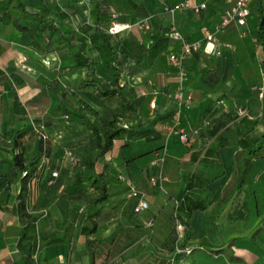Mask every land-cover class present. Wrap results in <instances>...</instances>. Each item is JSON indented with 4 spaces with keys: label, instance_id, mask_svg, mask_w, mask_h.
I'll return each instance as SVG.
<instances>
[{
    "label": "crops",
    "instance_id": "obj_1",
    "mask_svg": "<svg viewBox=\"0 0 264 264\" xmlns=\"http://www.w3.org/2000/svg\"><path fill=\"white\" fill-rule=\"evenodd\" d=\"M176 1L111 0L113 11L123 16V21H116L131 23L114 35L129 37L136 50L148 45L156 28L151 22L160 27L169 26L171 15L165 7ZM202 1L205 6L198 11L175 10L174 24L189 41L203 40L205 33L213 32L220 52L207 51L204 42L185 57L183 91L191 95V101L182 109L178 126L191 132L192 127L206 119L209 126L201 128L188 144L170 130L175 117L170 92L177 77L168 54L179 50V40L166 39L155 56L143 65H134L130 59L125 61L120 79L126 81L134 101V114L128 121L118 119L123 125L128 123L141 131L132 137L124 134L113 140L111 148L96 161V169L105 173L108 193L97 207H84L83 203L66 205L70 194L62 188L69 182L70 174L64 173L71 170L61 153L68 146L80 154L91 133L80 119L100 117L108 107L118 106L120 96L95 95L92 83L85 80L89 77L85 69L71 67L68 59L56 58L54 53L44 58L49 65L42 64L43 56L37 49L23 43L13 26L0 20V186L4 183L2 172L11 168L13 151L20 149L27 155L38 151L32 117L42 116L46 120L45 129L51 137L42 157L44 169L40 176L33 175L27 181L24 210L31 218L29 221L19 217L21 179L12 180L6 189L0 187V264H184L183 259L192 256L193 250L188 254L178 252L176 246L182 242L176 239L175 250L166 252L164 213L174 203V197L186 190L184 175L189 169L202 172L209 181L206 209L195 211L190 217L191 240L200 241L203 237L208 242L204 235L209 233L210 226L224 222L231 226L228 240L250 235L258 242L264 241L254 234L264 231V209H260L258 200L255 209L251 208V200L257 199L256 191L264 192V142L261 144L264 64L255 37L259 19L264 28V0H248L249 13L244 24L231 21L220 29L216 26L230 3L190 0ZM88 7L87 19L91 23L95 7L91 2ZM63 16L59 14L62 21ZM143 18L148 19L149 29L135 25V21ZM70 20L75 22L74 18ZM211 69L222 73V77L209 88L203 77ZM93 74L100 82H110V70L97 59ZM54 88L66 91V103L78 114L70 113L68 119H63L65 103L58 101ZM90 107L97 114H91ZM144 130H151L149 136ZM250 138L258 141L252 143ZM246 140L248 146H243ZM161 152H164L162 167L166 179L164 189H156L146 181V174L151 159ZM203 152V158L198 160ZM54 168L65 175L55 178L59 182L56 187L48 180V173ZM119 173L126 179L118 178ZM127 177L138 184L149 204L138 214L132 211L134 198L127 197ZM150 216L154 218L152 222ZM223 240L221 245L225 246L226 239ZM227 245H234V241ZM204 258L203 255L192 257L190 264L205 263ZM223 259L219 264H248L234 252Z\"/></svg>",
    "mask_w": 264,
    "mask_h": 264
},
{
    "label": "trees",
    "instance_id": "obj_2",
    "mask_svg": "<svg viewBox=\"0 0 264 264\" xmlns=\"http://www.w3.org/2000/svg\"><path fill=\"white\" fill-rule=\"evenodd\" d=\"M111 0H0V20L10 23L21 36V41L25 44L36 48L38 53L43 57L41 63L45 64L44 58L49 54H56V58L68 59L71 67L84 68L89 77L85 78L88 83H92V91L95 95H113L120 96L117 107H108L100 117L87 116L80 119L90 129V136L84 143V150L80 154L74 152L70 147L65 146L62 150L61 158L65 159L70 165V172L64 174L69 175V182L65 184L62 191L69 192V198L66 199V205L79 206L83 203L84 207H97L107 198V184L105 173L103 170L96 169V161L107 152L113 143V140L127 134L128 137L137 135L140 128H133L128 123L122 124L118 117H122L126 121L133 117L134 101L129 96L128 87L125 79H120V75L124 72L121 66L127 60H133L132 64L143 65L150 61L158 52L169 36L170 27H160L151 22V26H155V32L148 45L138 47L136 50L129 37L116 38L114 33L108 31L111 20L123 21L122 15L113 16V9L110 6ZM178 1V0H177ZM176 1V2H177ZM91 2L95 7V15L90 23L87 19L88 3ZM176 2L168 4L173 6ZM134 5V4H133ZM135 8H139L137 4ZM59 9L65 10L69 17L74 18L76 26L69 27L59 18ZM262 12L259 13L261 17ZM255 37L261 46L262 64H264V28L262 21L259 19V26L255 29ZM89 43V45L87 44ZM88 45V47H87ZM176 52V51H175ZM194 54H197L195 52ZM99 60L110 70L109 83L100 82L99 78L94 77L93 67L95 61ZM185 59V58H184ZM182 60V63L184 61ZM183 65V64H182ZM184 68V67H183ZM222 77V73L217 70H208L204 77V83L212 88L218 84ZM96 82V83H95ZM89 83V84H90ZM58 96V101H63L65 107L63 109V119H68L69 114H78L74 107L67 104L65 97L66 91L62 88H54ZM91 114H97L96 110L89 108ZM175 111V105L172 113ZM171 114V112H170ZM32 129L39 140L38 151L27 155L23 150H15L11 153V168L2 172L4 183L0 186L6 189L12 180L21 179V187L19 189L18 211L20 219L31 218L25 213L27 181L33 175L40 176L44 169V161L42 157L46 155L49 134L43 136L46 132V120L42 116L32 117ZM206 123L195 126L199 134L202 129H206L210 121L206 119ZM222 122V121H221ZM219 126V123H218ZM149 131L144 130L145 135L149 136ZM143 133V134H144ZM145 136V137H146ZM15 139V138H14ZM14 139L13 143L14 144ZM252 143L258 141L257 138H250ZM264 142L262 140L261 144ZM248 146V141L242 143ZM259 149V148H258ZM69 152L68 156L66 153ZM204 152L199 155L198 160L203 158ZM163 166V164H162ZM157 168L151 165L147 167L146 181L154 188L159 189L157 184L150 182L151 175H157L159 172L163 174V167ZM49 184L55 187L58 185L55 178L61 175L58 168L49 171ZM55 172V173H53ZM120 174V173H119ZM164 175V174H163ZM118 176V175H117ZM202 178L201 180L197 178ZM119 178V177H118ZM128 181L137 190L136 195L127 196L134 198L132 211L136 214L140 212L134 211V205L143 191L138 184L127 177ZM186 190L179 197H174L176 204L173 203L170 208L165 211V226L167 242L166 252L171 253L175 250L177 232L182 237L181 246L186 245L193 236V230L190 223V217L195 211H203L207 207V196L209 194V181L206 176H202V172L196 169H189L184 175ZM129 189V185L127 187ZM173 200V202H174ZM93 213H91L92 216ZM150 216L149 221H153ZM95 222L92 221V226ZM178 224V227L176 225ZM178 228V229H177ZM177 229V230H176ZM131 240L128 241V243Z\"/></svg>",
    "mask_w": 264,
    "mask_h": 264
},
{
    "label": "built area",
    "instance_id": "obj_3",
    "mask_svg": "<svg viewBox=\"0 0 264 264\" xmlns=\"http://www.w3.org/2000/svg\"><path fill=\"white\" fill-rule=\"evenodd\" d=\"M226 2H229V6L225 8L223 11V14L221 15V18L216 26L217 29H220L224 27L226 24H228L231 21H235L238 24H244L246 21V17L249 13V8L247 6L248 0H225ZM205 6V2L202 1L200 3H192L190 0H178L173 6H166L165 9L170 13L171 20H170V31L169 36L173 39L179 40V50L178 51H171L168 54V58L171 61V63L176 67V83L173 87V89L170 92V97L174 102L175 105V117L173 120L172 125L170 126V130L174 131L178 134V137L181 142L188 144L195 134H197L198 130L194 126L191 128V132H186L181 127H179L180 122V114L183 108L188 107L191 101V95L190 94H184L183 91V81L186 78V72L185 69L182 66V60L190 54L191 51L199 49L202 47L203 43L205 42V49L207 51L213 53V54H219V49L216 47L215 44V35L213 32L205 33L203 36V40H196V41H189L186 40L179 29L174 24L173 20V13L175 10L182 9V8H191L194 11H198L201 8ZM113 16L116 15L115 12L112 14ZM135 25H137L139 28L143 29H149L150 23L147 18L139 19L134 22ZM131 25V23H120L115 20H111L110 25L108 27V31L111 33H116L124 28H127ZM211 44V46L208 48L207 44ZM259 95H262V92H259ZM207 121L204 120V123ZM47 135V132L43 133V136ZM67 156L69 152L66 153ZM164 161V152L157 153L154 158L151 159L150 165L161 168L162 163ZM55 173V172H53ZM118 177L120 179L125 180V176L123 174H119ZM166 177L162 173H158L157 175H151L149 177V180L153 184H157L160 189H164L163 183L165 181ZM129 185V189L127 191V196L136 195L137 190L134 187V185L131 184V182L127 181ZM174 203L176 204V200H174ZM149 204L146 199L142 197V195L139 196L137 202L134 205V211L135 212H142L148 208ZM150 222V221H149ZM178 227V224L176 225ZM180 238V233L177 232V239ZM194 246L184 245V246H176V250L178 252L188 254L193 250Z\"/></svg>",
    "mask_w": 264,
    "mask_h": 264
},
{
    "label": "rangeland",
    "instance_id": "obj_4",
    "mask_svg": "<svg viewBox=\"0 0 264 264\" xmlns=\"http://www.w3.org/2000/svg\"><path fill=\"white\" fill-rule=\"evenodd\" d=\"M59 14L63 16V21L68 22V26H76L74 23L71 22L68 14L65 12V10L59 9ZM66 14V15H65ZM87 17H89V9H87ZM89 45V43H87ZM87 45V47H88ZM67 156V154H66ZM64 162H67L66 157L64 159ZM68 174V173H67ZM67 174H65L67 176ZM64 175V176H65ZM256 197L257 199L251 200V208L253 210L255 209V203L259 202L260 209H264V192L256 191ZM219 223V221H218ZM221 223V221H220ZM231 227V226H230ZM224 222L223 224H217V225H211L210 230L208 234H205L204 237H206L208 242H204L205 239L201 237V240H189L186 245L189 246H195L193 248V251L191 253L192 256H187L183 259L184 264H190L192 257L197 256H206L202 261L205 263H198V264H219V262L223 261V257L225 255H229L230 253H235L236 255L243 256L247 261L248 264H264V241L258 242V240H254L250 235L248 237L244 235L236 236L235 239H227L228 238V232L229 228ZM253 234V232H251ZM255 235H259V237L264 238V231L263 232H256ZM182 241V237L179 238ZM223 239H226L225 246H222ZM229 241H234V245L228 246ZM200 243V244H199ZM217 255H219L218 258H215ZM189 257V258H188ZM233 264H244L239 262H234Z\"/></svg>",
    "mask_w": 264,
    "mask_h": 264
}]
</instances>
